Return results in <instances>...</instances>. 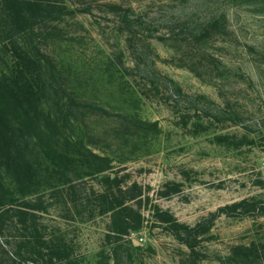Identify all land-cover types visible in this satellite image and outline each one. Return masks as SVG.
<instances>
[{
	"label": "rangeland",
	"instance_id": "rangeland-1",
	"mask_svg": "<svg viewBox=\"0 0 264 264\" xmlns=\"http://www.w3.org/2000/svg\"><path fill=\"white\" fill-rule=\"evenodd\" d=\"M5 1L0 80L40 88L65 161L7 109L0 264H45L33 221L57 264H264V0Z\"/></svg>",
	"mask_w": 264,
	"mask_h": 264
},
{
	"label": "trees",
	"instance_id": "trees-1",
	"mask_svg": "<svg viewBox=\"0 0 264 264\" xmlns=\"http://www.w3.org/2000/svg\"><path fill=\"white\" fill-rule=\"evenodd\" d=\"M41 2V0H6L5 7L6 5L11 7L12 5L13 9L16 10L15 11L11 9L9 11L11 17L14 18L13 24H15V18H30L38 14L36 9L32 11L29 8H26L28 9V11L23 10L24 12H22L21 10L23 9L24 5L36 7L39 9L40 7L42 8ZM0 87V151L2 152V154L5 155L8 152L11 155L13 154V143L16 140V137L12 127H14L15 124L8 119L6 114L7 109L11 105H13L17 120L21 124H24L28 127L35 125V121L38 118V112L44 117L45 125L48 128L50 134L46 135L44 133H41L36 139L37 144L46 153V155H48L55 162H64V154L57 146V136L54 131L55 128H53L54 119L52 113L41 101L38 102L39 105L37 104L36 110H34L31 104L33 101L37 102L36 99H40V88H35L34 85L26 87H16L11 85L8 79H5L3 81L0 80ZM21 155L23 156H16L13 160L6 159L4 160V162L9 168H30L32 165L28 166L30 162L29 159L26 158L25 154ZM20 158H22L23 161H20ZM24 161L27 162V165L24 164ZM104 178L112 179V176L104 175ZM243 202L245 201L235 203L234 206L238 207L242 205ZM123 208H127V204H125V202H121L120 204H114L110 202L107 210H111L115 214H117L121 213V209ZM228 208L229 206H223L219 211L224 210L227 212ZM7 211H9V208H5L0 212V225H2V227L6 222L4 215ZM168 220L171 221V219ZM115 227L116 233H127L130 229V226L126 224L117 225ZM28 231L32 236L28 239V241H26V247L22 248L26 250L22 251H24L27 255L30 253V257L33 259H37L38 256L41 257L45 261V264H57L56 258L58 256L55 250L53 239L51 237L46 238L43 232L40 231L39 223L36 221L30 223L28 225Z\"/></svg>",
	"mask_w": 264,
	"mask_h": 264
}]
</instances>
